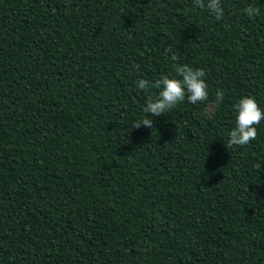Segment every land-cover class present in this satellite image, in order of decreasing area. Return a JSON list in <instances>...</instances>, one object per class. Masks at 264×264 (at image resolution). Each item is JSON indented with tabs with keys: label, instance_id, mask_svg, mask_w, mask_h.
<instances>
[{
	"label": "trees",
	"instance_id": "16d2710c",
	"mask_svg": "<svg viewBox=\"0 0 264 264\" xmlns=\"http://www.w3.org/2000/svg\"><path fill=\"white\" fill-rule=\"evenodd\" d=\"M221 3L0 0V264H264V120L227 147L264 110V0ZM176 63L208 99L152 117L136 82Z\"/></svg>",
	"mask_w": 264,
	"mask_h": 264
},
{
	"label": "clouds",
	"instance_id": "9594fccd",
	"mask_svg": "<svg viewBox=\"0 0 264 264\" xmlns=\"http://www.w3.org/2000/svg\"><path fill=\"white\" fill-rule=\"evenodd\" d=\"M195 8H206L216 20H221L224 16V8L221 0H194ZM245 14L250 18L259 15L258 7L248 6L244 9ZM173 61H178L179 57L172 55ZM175 76L163 75L160 78L150 81L140 79L136 82V87L141 91L157 90L156 95L146 97L143 111L152 117L161 116L175 108L180 102L187 101L190 104L203 103L207 101L209 91L205 80L206 73L202 68H193L188 64L176 63L174 68ZM216 103L224 101V92L217 89L215 93ZM236 111V123L228 133L227 147L245 146L257 138V128L264 120V110L261 109L257 99L252 96H244L233 105ZM144 125L153 127L152 119H144L142 122H135L132 127L139 128ZM256 167L259 169L260 164Z\"/></svg>",
	"mask_w": 264,
	"mask_h": 264
},
{
	"label": "rangeland",
	"instance_id": "374dc122",
	"mask_svg": "<svg viewBox=\"0 0 264 264\" xmlns=\"http://www.w3.org/2000/svg\"><path fill=\"white\" fill-rule=\"evenodd\" d=\"M215 108H216V106L214 104H209L207 109H206L205 116L208 118H211L215 112Z\"/></svg>",
	"mask_w": 264,
	"mask_h": 264
}]
</instances>
